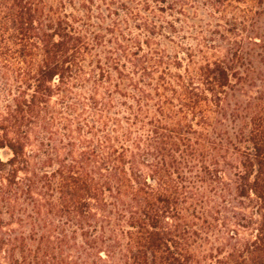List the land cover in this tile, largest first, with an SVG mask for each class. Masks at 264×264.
<instances>
[{
  "label": "trees",
  "instance_id": "16d2710c",
  "mask_svg": "<svg viewBox=\"0 0 264 264\" xmlns=\"http://www.w3.org/2000/svg\"><path fill=\"white\" fill-rule=\"evenodd\" d=\"M133 1L0 0V264H264V0Z\"/></svg>",
  "mask_w": 264,
  "mask_h": 264
},
{
  "label": "rangeland",
  "instance_id": "374dc122",
  "mask_svg": "<svg viewBox=\"0 0 264 264\" xmlns=\"http://www.w3.org/2000/svg\"><path fill=\"white\" fill-rule=\"evenodd\" d=\"M120 1V0H117ZM128 1V0H126ZM156 4L150 2V7L154 8ZM131 6L135 11L139 10L142 6V0H134L131 2ZM250 8H258L257 4L253 0H231L230 4H227L221 14H212L210 6L208 5V0H187V4L184 5V9L186 12V16H179L176 13L162 14L163 17L167 20H173L174 17H179V20L175 21V25L178 28V33L175 35V42L177 44H173L167 40L161 39L160 47H164L168 52L174 53L179 52V54L183 55V49L189 48L195 53L196 62H202L205 59H213L221 56V52H212V50L203 47L204 55L201 56V53L198 52L197 49L201 48V42L196 37L203 35L204 38L209 39V32L207 30L208 27L215 28L217 22H221V15L226 17L235 16L238 19H241V16L247 9ZM77 15H81V12H76ZM146 14V13H145ZM149 18L152 17L153 14H146ZM159 12L156 11L155 16L158 17ZM93 22L97 20L92 18ZM257 24L260 26L264 25V14L258 18ZM215 39V38H214ZM177 45V46H176ZM183 48L180 49L179 46ZM207 45V43L205 44ZM258 70L261 71L264 76V66L261 64H256ZM258 81V80H257ZM1 156H4V152L1 151Z\"/></svg>",
  "mask_w": 264,
  "mask_h": 264
}]
</instances>
